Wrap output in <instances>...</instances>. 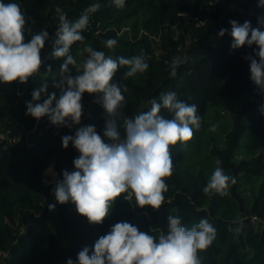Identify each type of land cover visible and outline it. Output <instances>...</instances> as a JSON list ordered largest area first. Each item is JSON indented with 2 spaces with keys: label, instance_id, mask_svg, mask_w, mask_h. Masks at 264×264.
<instances>
[{
  "label": "trees",
  "instance_id": "obj_1",
  "mask_svg": "<svg viewBox=\"0 0 264 264\" xmlns=\"http://www.w3.org/2000/svg\"><path fill=\"white\" fill-rule=\"evenodd\" d=\"M3 2L20 5L26 19L25 43L41 30L49 38L41 49L40 71L27 83H0V131L8 136L0 143V252L6 253L0 264H67L68 259L78 264V253L88 247L91 255L95 242L116 223L128 222L158 236L167 232L169 215L179 216L187 228L201 219L215 227L213 243L198 252L201 264H264V95L251 81L250 61L245 59L258 48L232 49L230 35L231 20L257 27V18L264 16L258 0H124L123 7L113 0ZM96 3L100 8L90 13L89 25L81 33L85 42L71 47L78 63L87 58V53L80 55L85 44L113 58L143 51L149 65L144 73L125 79L126 69L121 67L112 80L129 89L124 93V115L148 111L152 99L159 102L161 93L174 91L178 100L196 105L201 125L198 130L193 127L191 140L170 146L173 173L165 178L168 191L159 210L138 207L134 198L128 201L121 195L102 223L91 224L71 201L57 202L55 185L44 181L52 163L59 180L63 170H75L76 149L71 143L64 149L62 137L74 136L76 130L39 134L30 146L26 134L35 119L25 113L31 93L45 81L48 92L60 96L53 80L59 79L65 58L51 55L59 25L55 9L62 8L68 20L75 21ZM221 29L227 30L222 37ZM109 39L117 41L111 49L105 45ZM177 56L184 63L173 78L170 65ZM49 65L51 72H47ZM72 75H76L74 68ZM100 95L83 94L81 122L95 126L103 136L105 112L96 102ZM160 114L172 118L166 109ZM211 125H216L215 131H210ZM217 160L225 174L236 179L227 196L203 191ZM49 204L55 209L49 210Z\"/></svg>",
  "mask_w": 264,
  "mask_h": 264
},
{
  "label": "clouds",
  "instance_id": "obj_2",
  "mask_svg": "<svg viewBox=\"0 0 264 264\" xmlns=\"http://www.w3.org/2000/svg\"><path fill=\"white\" fill-rule=\"evenodd\" d=\"M113 3L117 7L124 6V0H113ZM258 7L264 8V0H258ZM99 8V3L91 5L75 21H69L62 8L55 9L59 25L51 55L65 58L59 79L53 80V88L60 90V96L57 99L55 92L49 93L45 81L31 93L32 100L26 102L25 113L36 120L47 117L51 124L70 129L81 124L83 94H101L96 102L105 112L103 136L97 133L95 126L86 125L78 127L74 136L62 137L63 148L67 149L71 143L80 155L73 160L75 170H63V178L55 182L53 189L57 202L71 201L76 211L91 224L102 223L121 195L128 201L134 198L138 207L159 210L165 203L164 193L168 191L165 178L173 173L170 146L191 140L193 127L198 130L201 125L196 105L178 100L174 91L161 93L159 102L152 99L148 111L134 117L124 115V93L129 89L112 80L121 67L126 69L125 79L144 73L149 65L143 51L131 57L113 58L85 44L80 55L87 53V58L78 63L71 47L76 42H85L81 33L89 25L90 13ZM25 24L18 3L0 0V83L18 81L25 84L40 71L41 49L49 34L41 30L25 43ZM230 24L232 49L245 45L258 48L254 55L245 59L250 61L251 81L264 95V16L257 18V27H252L249 21L241 25L231 20ZM226 31L221 29L219 36H224ZM116 43L115 39H109L105 45L111 49ZM182 63L181 57L172 59L171 77L177 75ZM73 68L76 75H72ZM51 71L49 65L47 72ZM162 108L171 113L172 118L161 115ZM261 111L264 112V107ZM215 130L216 125H211L210 131ZM220 163L216 161L217 167L203 189L206 194L215 192L227 196L230 185L236 183L235 177L225 174ZM46 174L55 176L51 167ZM48 208L54 210L55 205L49 204ZM240 230V227L235 229L236 232ZM215 238L216 229L207 219L187 228L179 216L169 215L167 232H160L158 236L141 232L128 222H118L95 242L91 255L88 247L78 253V264H201L198 252L209 247ZM67 264L73 261L68 259Z\"/></svg>",
  "mask_w": 264,
  "mask_h": 264
},
{
  "label": "built area",
  "instance_id": "obj_3",
  "mask_svg": "<svg viewBox=\"0 0 264 264\" xmlns=\"http://www.w3.org/2000/svg\"><path fill=\"white\" fill-rule=\"evenodd\" d=\"M23 85V84H22ZM87 124L83 121L80 125H73L70 129L67 127H57L50 123L47 117L41 118L40 120L35 119L34 127L31 131H29L26 136L29 139V145L33 146L35 142L32 140L34 135H39L43 133H49L53 135H62L64 133H67L71 130H77L78 127L86 126ZM8 139V136L0 131V143L5 142ZM11 142H14L15 139H9ZM79 152L76 150V158L79 156ZM252 222L255 225H258V218L257 216H253Z\"/></svg>",
  "mask_w": 264,
  "mask_h": 264
},
{
  "label": "rangeland",
  "instance_id": "obj_4",
  "mask_svg": "<svg viewBox=\"0 0 264 264\" xmlns=\"http://www.w3.org/2000/svg\"><path fill=\"white\" fill-rule=\"evenodd\" d=\"M38 136H33V141H35V139L37 138ZM49 167H51L52 169H53V172L55 173V176H53V175H51V174H46V170L49 168ZM46 170H45V172H44V181H48V183L47 184H54L55 185V182L57 181V180H59V174H58V172L56 171V169H55V164L54 163H52L50 166H49ZM6 253H4V252H0V260H2L3 259V257H4V255H5Z\"/></svg>",
  "mask_w": 264,
  "mask_h": 264
}]
</instances>
